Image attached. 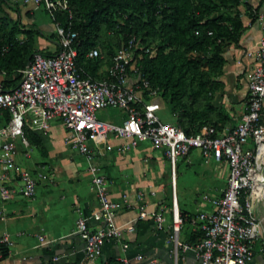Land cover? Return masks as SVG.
<instances>
[{
  "label": "built area",
  "instance_id": "1",
  "mask_svg": "<svg viewBox=\"0 0 264 264\" xmlns=\"http://www.w3.org/2000/svg\"><path fill=\"white\" fill-rule=\"evenodd\" d=\"M22 2L41 4L48 13L53 23L56 48L50 53H32L28 64L18 71L17 84L0 88V197L33 195L35 181L29 171L17 169L13 164L14 142L17 139L28 149L23 128L44 133L51 121L59 122L63 144L84 158L90 188L97 200L96 208L86 217L78 216L74 227L83 243L85 261L81 264H88L100 255L105 243L118 240L123 231L133 230L131 222L122 226L113 222L118 204L108 198L104 177L95 161L100 146H104L109 138L117 139L120 143L116 151L124 153L148 142L150 149L159 151L169 163L171 189L176 159L195 150L204 161L211 159L225 163V186L209 200L210 211L196 214L200 237L192 245L177 238L182 218L172 198L166 241L171 243L174 254L177 248L192 250L198 264H246L253 258L255 250L264 263V6L256 15L260 38L243 52L250 65L243 72L244 106L238 122L225 124L219 130L203 124L194 134H185L179 126L160 121L156 90L149 87L138 71L137 50L151 55L153 49L129 38L115 50L110 64L105 66L106 77L93 79L77 65V51L73 46L76 34L70 23L63 25L55 19L56 12H65L67 18L70 17L66 0ZM98 56L96 48L84 53L85 58ZM105 107L125 110L126 117L120 125L95 118L96 110ZM4 113L6 119H3ZM246 144L251 147H243ZM11 170L13 172L9 173ZM142 197L141 193L136 194L137 200ZM161 215V209L150 216L141 209L134 220L149 217L156 229H160ZM89 219L95 226L87 225ZM38 239L44 242L42 237ZM254 240H259L256 248ZM127 246L126 242H120L122 250ZM132 258L133 263L125 256L116 259L120 264H136L142 256L137 253ZM55 259L52 257L43 264H51Z\"/></svg>",
  "mask_w": 264,
  "mask_h": 264
},
{
  "label": "crops",
  "instance_id": "2",
  "mask_svg": "<svg viewBox=\"0 0 264 264\" xmlns=\"http://www.w3.org/2000/svg\"><path fill=\"white\" fill-rule=\"evenodd\" d=\"M4 4L3 11L22 30L32 29L37 33L34 37L36 50L50 53L56 48L53 23L41 5L24 3L22 0H4ZM243 4L251 9L258 7V13L264 6V0H240L239 7ZM240 19L243 30L237 42L228 44L223 52L225 63L218 79L224 86L215 93L213 100L230 117H234L232 121L235 123L244 106L243 72L250 65V60L243 56V52L253 47L260 38L256 20L251 21L244 13L240 14ZM16 37L22 39L23 34L18 33ZM2 78L3 74L0 73V83ZM40 138L46 157L37 154L40 160L33 163V169L41 171L38 174L42 181L38 183L37 190L30 197L18 194L5 199L0 197V240H4L7 246V254L0 259V264H43L52 257L56 259L51 264H81L85 261V255L83 243L74 232L75 220L78 216H88L97 206L85 170V161L80 154L76 157L66 154L59 122L50 124L46 132L40 133ZM119 143V140L109 138L104 146H100L95 161L104 177L108 198L118 204L113 213L114 224L122 226L131 222L133 230L123 231L118 240L105 243L100 255L88 261V264H120L116 259L118 256H125L133 263L132 257L137 253L142 259L136 264H198L190 249L177 248L174 254L171 243L166 241V235L170 226V201L173 198L177 211L188 214V219H183L180 224L178 240L189 245L198 241L200 233L195 216L198 212L211 210L209 201L202 198L205 193L193 200L192 209L186 207L177 198L175 188L170 189L168 185L169 177L162 165L165 158L159 151L151 150L148 143L142 142L136 148L118 153L116 148ZM14 145L25 158H30L31 152L35 151L30 146L25 149L17 139ZM106 145L110 148L106 149ZM191 155L192 151L187 156ZM213 163L215 177L224 180L227 171L225 163ZM13 164L17 169H24L14 162V157ZM166 186L170 189V200H167ZM137 193L142 194L141 200L136 199ZM141 209L147 216L161 209V228L156 229L149 217L134 220ZM87 225L93 227L95 222L89 219ZM120 242L128 244L125 250L121 249ZM246 264L264 263L255 250L253 258Z\"/></svg>",
  "mask_w": 264,
  "mask_h": 264
},
{
  "label": "trees",
  "instance_id": "3",
  "mask_svg": "<svg viewBox=\"0 0 264 264\" xmlns=\"http://www.w3.org/2000/svg\"><path fill=\"white\" fill-rule=\"evenodd\" d=\"M67 13L56 12L55 19L70 23L75 32L77 65L93 79L106 77L104 70L120 45L133 38L153 54L140 50L136 65L140 75L155 89L157 99L166 103L174 115V124L185 134H194L203 124L219 130L231 117L218 104L214 95L222 90L218 79L225 63L223 52L236 43L243 25L240 0H66ZM0 0V73L1 89L17 84L34 48L32 29H21L2 9ZM41 5V4H40ZM257 9L245 6L244 13L256 20ZM23 34L22 39L16 35ZM96 48L99 56L85 58L84 53ZM47 53V52H46ZM104 67V68H103ZM264 113V104L262 107ZM6 119V114H3ZM23 135L39 156L46 157L39 132L23 128ZM192 150L189 151L190 154ZM187 154V155H188ZM179 216L188 214L178 210ZM200 233V232H199ZM7 246L0 242V259Z\"/></svg>",
  "mask_w": 264,
  "mask_h": 264
},
{
  "label": "rangeland",
  "instance_id": "4",
  "mask_svg": "<svg viewBox=\"0 0 264 264\" xmlns=\"http://www.w3.org/2000/svg\"><path fill=\"white\" fill-rule=\"evenodd\" d=\"M240 6V5H239ZM239 11L244 13L245 6L244 4L239 7ZM245 14V13H244ZM47 20V17L44 18ZM48 22V20H47ZM104 68V67H103ZM95 79V78H94ZM161 108L157 111V115L161 122L174 124V115L171 114L168 110V107L165 102L160 100L159 98L156 100ZM126 117V112L124 109L121 108H112V107H105L102 109H98L95 112V118L99 121L111 123L113 125H120L122 120ZM234 117H231L230 123L227 125H232L235 122L232 121ZM56 121H51L50 124ZM237 123V122H236ZM17 142V141H16ZM148 143V142H143ZM141 144V143H140ZM251 147V144H246L243 147ZM66 154L69 156H79L77 151L74 149H69L65 147ZM37 160H40V157L37 155V152L32 151L30 154V158H25L21 150L15 147V155H14V162L19 165L20 167L29 171L31 177L35 181L34 191L37 190L39 186V182L42 181L37 174H40V170L33 169V163ZM162 165L166 170L167 176L169 177V163L166 159L162 160ZM175 180H174V188L177 198L185 204L186 207L193 208V200L198 199L201 197L202 193H205V196L202 197L203 199L209 201L214 194H219L221 188H224L225 183L224 180L220 178H216L215 172V164L211 159H207V162L203 163V160H199L196 152L192 150L191 156H185L183 158L178 157L175 162L174 168ZM167 177V178H168ZM89 180V176H88ZM168 185L169 181H168ZM169 186H166L165 192L167 193V200L171 199V193ZM171 202V201H170ZM255 246H258L259 240L253 241Z\"/></svg>",
  "mask_w": 264,
  "mask_h": 264
},
{
  "label": "water",
  "instance_id": "5",
  "mask_svg": "<svg viewBox=\"0 0 264 264\" xmlns=\"http://www.w3.org/2000/svg\"><path fill=\"white\" fill-rule=\"evenodd\" d=\"M26 64H28V60L26 61Z\"/></svg>",
  "mask_w": 264,
  "mask_h": 264
},
{
  "label": "bare ground",
  "instance_id": "6",
  "mask_svg": "<svg viewBox=\"0 0 264 264\" xmlns=\"http://www.w3.org/2000/svg\"><path fill=\"white\" fill-rule=\"evenodd\" d=\"M173 200H175V199H173Z\"/></svg>",
  "mask_w": 264,
  "mask_h": 264
}]
</instances>
